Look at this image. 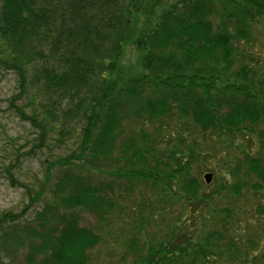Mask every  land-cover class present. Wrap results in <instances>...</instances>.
I'll return each mask as SVG.
<instances>
[{
	"label": "trees",
	"instance_id": "16d2710c",
	"mask_svg": "<svg viewBox=\"0 0 264 264\" xmlns=\"http://www.w3.org/2000/svg\"><path fill=\"white\" fill-rule=\"evenodd\" d=\"M260 19L264 0H0V69L19 78L12 106L36 90L59 133L85 121L77 153L47 169L53 202L24 225L0 218V264H92L108 243L124 255L102 264H264ZM135 191L139 204L123 209Z\"/></svg>",
	"mask_w": 264,
	"mask_h": 264
},
{
	"label": "rangeland",
	"instance_id": "374dc122",
	"mask_svg": "<svg viewBox=\"0 0 264 264\" xmlns=\"http://www.w3.org/2000/svg\"><path fill=\"white\" fill-rule=\"evenodd\" d=\"M213 19L214 30H219V27H221L220 18L214 16ZM260 22H262L261 25L255 27L254 24L253 26L255 36L261 40L254 45V53L257 54L261 63L259 67L264 72V19H260ZM238 46L242 47L239 44ZM247 47L251 50L249 45ZM130 54L131 61H133L135 52L131 50ZM19 92V78L16 73L0 69V218L5 214H13L20 216L19 222L23 224L33 221L36 213L42 210L46 204L53 202L49 194L53 178L52 181H47V169L53 163L56 164L55 162L59 157L77 153L82 139L80 129L85 121L72 122L70 129H74L77 133L66 136L60 132L64 136L61 138L59 131L54 129L51 124L45 123L43 116L38 114V110L34 106L37 102L34 99L36 98V90H29L21 99L15 101V106H12V99ZM16 107L27 115L38 116L39 126L44 128L42 131L45 132L44 147H40L39 142L41 128L22 121L17 114ZM200 137L202 138V136ZM60 140L61 142H59ZM250 143L256 150L257 141L251 139ZM51 168L58 171L56 167ZM107 170L110 169L107 168ZM83 172H86V170ZM107 172L100 174V172L93 170L91 175L97 183L104 180L114 181V178L108 176ZM56 174L57 172H55V176ZM114 186L116 195L123 193L126 198L123 183L116 182ZM208 187V191L214 188L213 183ZM139 195L140 193L135 191L133 195L129 196L124 203H121L123 209L130 207L132 203L138 205ZM31 198L38 199V201L33 202ZM246 204L245 201L241 202L242 206ZM228 207L233 208V203ZM85 221L94 223L95 219L87 214L85 215ZM117 228V226L114 227L115 232H117ZM128 235L132 236L133 234L128 233ZM123 255L124 252L121 246L118 247L115 244L108 243L102 244L93 250L89 257L92 264H102L109 261L116 263L120 261ZM5 260L7 264H25L22 257H18L15 261L14 257H7Z\"/></svg>",
	"mask_w": 264,
	"mask_h": 264
},
{
	"label": "water",
	"instance_id": "95a60500",
	"mask_svg": "<svg viewBox=\"0 0 264 264\" xmlns=\"http://www.w3.org/2000/svg\"><path fill=\"white\" fill-rule=\"evenodd\" d=\"M204 180H205V183L207 185H210L212 183V180H213V175L211 173H207L205 176H204Z\"/></svg>",
	"mask_w": 264,
	"mask_h": 264
}]
</instances>
